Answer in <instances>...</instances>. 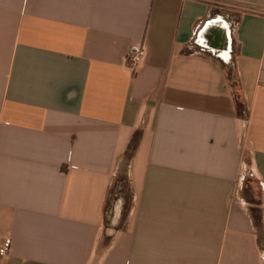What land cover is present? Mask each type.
I'll list each match as a JSON object with an SVG mask.
<instances>
[{
	"label": "crops",
	"instance_id": "crops-1",
	"mask_svg": "<svg viewBox=\"0 0 264 264\" xmlns=\"http://www.w3.org/2000/svg\"><path fill=\"white\" fill-rule=\"evenodd\" d=\"M214 1L0 0V264H264V0H217L237 86L197 40Z\"/></svg>",
	"mask_w": 264,
	"mask_h": 264
},
{
	"label": "trees",
	"instance_id": "trees-1",
	"mask_svg": "<svg viewBox=\"0 0 264 264\" xmlns=\"http://www.w3.org/2000/svg\"><path fill=\"white\" fill-rule=\"evenodd\" d=\"M209 19H214V16L211 14ZM228 76L234 86L238 85V80H237V74H236V69H235V63L233 60L229 65L224 64ZM237 106H238V113L239 116H246L245 112V106L244 103L241 99V95L237 93ZM140 141V133H136L135 136L133 137L127 154L125 156V161L122 164V166L119 169L118 175L112 185L108 203H107V208L106 212L109 211V209L115 205L119 200L123 201V212H122V217L126 214L125 212L127 211V207L131 201V188H130V182H129V177L127 174V165L132 159ZM245 198L247 199L248 203L251 205L250 206V212L253 217L255 226L259 229V231H262V213H261V200L259 199V196L255 193H251L248 190L245 191ZM114 210L112 209V212L110 213V218L113 216ZM107 214V213H106Z\"/></svg>",
	"mask_w": 264,
	"mask_h": 264
},
{
	"label": "water",
	"instance_id": "water-1",
	"mask_svg": "<svg viewBox=\"0 0 264 264\" xmlns=\"http://www.w3.org/2000/svg\"><path fill=\"white\" fill-rule=\"evenodd\" d=\"M198 43L207 48L219 58L231 63L232 40L231 29L223 19H213L198 34ZM123 201L119 200L115 206L111 225L117 227L122 217Z\"/></svg>",
	"mask_w": 264,
	"mask_h": 264
},
{
	"label": "built area",
	"instance_id": "built-area-1",
	"mask_svg": "<svg viewBox=\"0 0 264 264\" xmlns=\"http://www.w3.org/2000/svg\"><path fill=\"white\" fill-rule=\"evenodd\" d=\"M147 58V48L145 44H134L127 56L129 68L134 75H137L144 66ZM13 248V240L10 236L6 237L0 247V258L7 257Z\"/></svg>",
	"mask_w": 264,
	"mask_h": 264
},
{
	"label": "rangeland",
	"instance_id": "rangeland-1",
	"mask_svg": "<svg viewBox=\"0 0 264 264\" xmlns=\"http://www.w3.org/2000/svg\"><path fill=\"white\" fill-rule=\"evenodd\" d=\"M212 15L214 16V19H223L227 24H234L237 21V14L235 13L232 8L229 6L223 4V2L215 0L213 3V12ZM198 40V39H197ZM202 46V45H201ZM203 47V46H202ZM205 50L207 48L203 47ZM251 186V185H250ZM255 195L257 194L254 192ZM117 204V203H116ZM115 205H113L109 211H107L106 218H107V225L111 226L112 217L110 219V213L112 212V209L115 210Z\"/></svg>",
	"mask_w": 264,
	"mask_h": 264
}]
</instances>
